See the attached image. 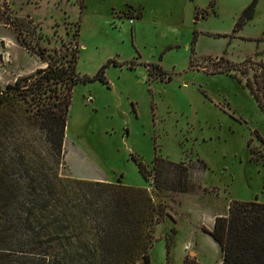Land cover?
Returning <instances> with one entry per match:
<instances>
[{
    "label": "rangeland",
    "instance_id": "1",
    "mask_svg": "<svg viewBox=\"0 0 264 264\" xmlns=\"http://www.w3.org/2000/svg\"><path fill=\"white\" fill-rule=\"evenodd\" d=\"M252 1L0 0L1 85L46 64L25 43L54 52L77 42L81 74L111 60L107 82L73 89L63 174L151 186L139 161L206 164L194 173L206 188L167 194L152 264H222L216 217L232 199L264 201V107L248 83L264 64V0L237 24ZM80 237L53 250L77 264L89 248ZM32 257L11 264H41ZM15 258L0 251V264Z\"/></svg>",
    "mask_w": 264,
    "mask_h": 264
},
{
    "label": "trees",
    "instance_id": "2",
    "mask_svg": "<svg viewBox=\"0 0 264 264\" xmlns=\"http://www.w3.org/2000/svg\"><path fill=\"white\" fill-rule=\"evenodd\" d=\"M255 3L237 24L253 16ZM76 43L54 52L25 43L46 64L0 84V251L16 255L6 264L33 255L41 264H71L53 250L55 243L87 235L89 248L77 264H152L153 225L168 214L167 194L206 188L194 174L206 164L157 154L152 170L139 161L151 186L63 174L73 89L80 81L107 82L111 61L94 75L81 74ZM261 71L248 83L264 107V64ZM59 222L65 231L56 229ZM211 233L221 245L222 264H264V201L232 199ZM169 248L168 241L167 254Z\"/></svg>",
    "mask_w": 264,
    "mask_h": 264
}]
</instances>
